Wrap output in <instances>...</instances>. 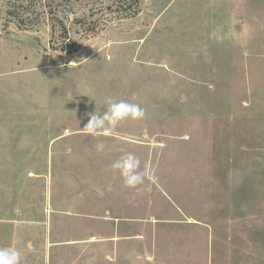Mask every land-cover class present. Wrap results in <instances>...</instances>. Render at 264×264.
<instances>
[{
  "label": "rangeland",
  "instance_id": "374dc122",
  "mask_svg": "<svg viewBox=\"0 0 264 264\" xmlns=\"http://www.w3.org/2000/svg\"><path fill=\"white\" fill-rule=\"evenodd\" d=\"M138 1L0 0V152L18 156L0 158V189L45 174L29 153L49 146L54 188L132 219L106 264H264V0ZM109 97L145 118L87 135ZM127 152L137 189L111 167Z\"/></svg>",
  "mask_w": 264,
  "mask_h": 264
},
{
  "label": "crops",
  "instance_id": "0c3cea01",
  "mask_svg": "<svg viewBox=\"0 0 264 264\" xmlns=\"http://www.w3.org/2000/svg\"><path fill=\"white\" fill-rule=\"evenodd\" d=\"M57 140L48 138L45 143L50 145ZM48 150L49 146L46 151L29 153L30 158L35 153L47 160L45 174H29L26 182L15 190L1 186L0 247L20 249L22 264H90L91 249L96 248L100 264H106L108 241L113 245L116 261L121 253V223L132 219L118 215L115 209H107L105 203L103 207L91 203L89 189L83 185L74 189L71 183H61L54 188L50 184V162L56 160V153ZM15 154L3 151L0 158L15 160L18 158ZM0 168V175L4 176L7 169L3 164ZM56 169L57 166L52 168V180L57 177Z\"/></svg>",
  "mask_w": 264,
  "mask_h": 264
},
{
  "label": "clouds",
  "instance_id": "9594fccd",
  "mask_svg": "<svg viewBox=\"0 0 264 264\" xmlns=\"http://www.w3.org/2000/svg\"><path fill=\"white\" fill-rule=\"evenodd\" d=\"M106 111L88 113V123L82 129L87 135L99 138L109 135L122 121L127 119L141 120L146 112L139 104L125 100H115L109 97L106 101ZM97 152H103L105 144L97 142ZM118 171L125 187L137 189L145 185L146 172L141 170V160L131 152L124 153L111 165ZM150 190V189H149ZM0 264H22V253L14 246L0 247Z\"/></svg>",
  "mask_w": 264,
  "mask_h": 264
},
{
  "label": "trees",
  "instance_id": "16d2710c",
  "mask_svg": "<svg viewBox=\"0 0 264 264\" xmlns=\"http://www.w3.org/2000/svg\"><path fill=\"white\" fill-rule=\"evenodd\" d=\"M129 1H131V3L133 2V4L135 5V8L133 6L129 8L126 7ZM138 4H139L138 0H114V4L110 6V9H113L114 7V9L117 10L118 12H127L128 10L130 11L134 10L132 14L137 15L139 12ZM125 16L128 17L127 14H125Z\"/></svg>",
  "mask_w": 264,
  "mask_h": 264
}]
</instances>
